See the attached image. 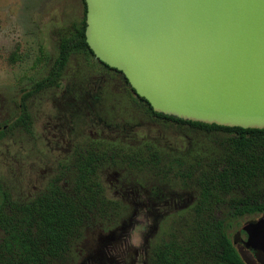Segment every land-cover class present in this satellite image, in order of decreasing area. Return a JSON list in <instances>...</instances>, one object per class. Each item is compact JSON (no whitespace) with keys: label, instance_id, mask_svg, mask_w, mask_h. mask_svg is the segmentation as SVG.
Segmentation results:
<instances>
[{"label":"trees","instance_id":"trees-1","mask_svg":"<svg viewBox=\"0 0 264 264\" xmlns=\"http://www.w3.org/2000/svg\"><path fill=\"white\" fill-rule=\"evenodd\" d=\"M82 3L83 19L63 32L48 74L24 94L11 125L0 127V142L16 130L30 131L26 101L58 88L77 55L84 56L93 70L120 81L143 121L162 123L190 141L181 150L160 139L137 145L103 139L79 142L69 163L75 173L70 189L62 186L65 178L60 175L28 202L14 199L0 183V264L64 261L88 229L118 227L130 209L107 196L101 181L104 169L135 176L134 185L143 189L154 186L157 201L181 197L178 191L194 197L190 206L161 221L149 247L148 264H249L233 243L231 231L246 216L264 215V129L187 121L154 111L122 72L95 59L86 40V0ZM15 56L16 52L12 62L18 60ZM132 126L135 130L143 125L137 121Z\"/></svg>","mask_w":264,"mask_h":264},{"label":"rangeland","instance_id":"rangeland-1","mask_svg":"<svg viewBox=\"0 0 264 264\" xmlns=\"http://www.w3.org/2000/svg\"><path fill=\"white\" fill-rule=\"evenodd\" d=\"M83 17L82 0H0L1 128L11 125L24 94L48 74L63 32ZM15 52L18 60L12 62ZM97 70L77 55L58 88L26 101L32 118L30 131L16 130L0 142V183L14 199L33 200L60 175L65 178L62 186L70 189L75 176L69 168L72 154L79 142L88 139L129 145L160 139L180 150L190 141L186 134L162 123L143 121L126 99L123 84ZM137 121L143 126L132 130ZM136 180L122 170H102L107 196L126 204L130 214L118 227L88 229L66 260L52 264H148L149 247L161 221L190 206L194 197L178 191L181 197L157 201L152 195L155 187L143 189L134 185ZM262 216H246L231 231L233 243L249 264H264V257L245 247L242 230Z\"/></svg>","mask_w":264,"mask_h":264},{"label":"water","instance_id":"water-1","mask_svg":"<svg viewBox=\"0 0 264 264\" xmlns=\"http://www.w3.org/2000/svg\"><path fill=\"white\" fill-rule=\"evenodd\" d=\"M95 59L154 111L264 129V0H86ZM264 254V215L245 227Z\"/></svg>","mask_w":264,"mask_h":264},{"label":"flooded vegetation","instance_id":"flooded-vegetation-1","mask_svg":"<svg viewBox=\"0 0 264 264\" xmlns=\"http://www.w3.org/2000/svg\"><path fill=\"white\" fill-rule=\"evenodd\" d=\"M249 250H250V249H249ZM251 251H252L253 253H254V252H257V251H253V250H251Z\"/></svg>","mask_w":264,"mask_h":264}]
</instances>
